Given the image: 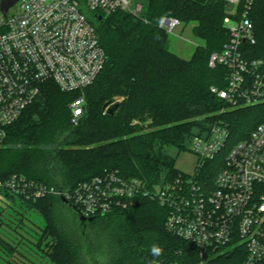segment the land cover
Instances as JSON below:
<instances>
[{"label":"trees","instance_id":"obj_1","mask_svg":"<svg viewBox=\"0 0 264 264\" xmlns=\"http://www.w3.org/2000/svg\"><path fill=\"white\" fill-rule=\"evenodd\" d=\"M227 9L223 1L149 0L139 18L122 10L109 16L86 11L108 60L85 92L84 116L77 125L71 121L69 104L79 92L63 93L55 83H46L0 143V179L19 174L48 186L73 189L105 172H118L123 179H138L151 187L182 173L171 150L191 152L193 140L208 137L215 124L228 126L230 145L248 139L264 120V104L233 108L212 93L214 87L227 88L228 69L209 66L211 55L222 52L231 41ZM164 18L195 24L193 34L202 45L190 60L170 51V36L159 28ZM250 19L256 44L244 46L245 56L264 61V0H256ZM9 199V208L21 201L39 213L45 227L37 240H20L7 233L17 228L11 227L8 206L1 207L0 259L6 258L5 264H34L32 256L39 253L52 264L201 261L194 245L166 231L167 210L149 199L128 210L81 221L80 227H89L87 235L61 227L55 214L57 204L64 203L60 199ZM153 245L162 248L161 255H152ZM25 246L37 254L24 252Z\"/></svg>","mask_w":264,"mask_h":264},{"label":"built area","instance_id":"obj_2","mask_svg":"<svg viewBox=\"0 0 264 264\" xmlns=\"http://www.w3.org/2000/svg\"><path fill=\"white\" fill-rule=\"evenodd\" d=\"M4 1L0 0V143L49 82L63 93H80L69 104L71 121L77 125L85 114V92L108 60L86 11L109 16L122 10L139 18L146 8L139 4L132 10L128 0H18L5 11ZM211 1L231 8L225 19L231 41L209 62L212 69H228L227 88L214 87L212 93L233 108L263 105L264 61L248 60L244 52L245 45L256 44L250 19L256 0ZM181 25L178 19L164 18L159 28L170 35ZM191 152L198 158L195 174L181 173L151 187L138 179H123L118 172H105L73 189L14 174L0 179V208L10 204L9 196L35 202L52 197L93 219L149 199L167 210L166 231L199 250V264H264V120L235 145H230L228 126L215 124L208 137L193 140Z\"/></svg>","mask_w":264,"mask_h":264},{"label":"rangeland","instance_id":"obj_3","mask_svg":"<svg viewBox=\"0 0 264 264\" xmlns=\"http://www.w3.org/2000/svg\"><path fill=\"white\" fill-rule=\"evenodd\" d=\"M128 1L130 2L132 10H135L137 5L139 4L143 5L145 8L149 4V0H128ZM227 8H228L227 11L230 15L231 8H229L228 6ZM194 26L195 24H190V25L182 24L181 27L176 29L174 34L169 35L170 51L185 60H190L197 47L202 45V42L198 40L193 34ZM116 100L121 101V98H116ZM171 155L176 158V168L178 169V171L189 175L195 174L198 164V158L193 152L183 151L179 154L177 149H173L171 150ZM63 202L64 203H58L55 208V214L61 227L64 230L70 231L71 233L74 234L77 233H82L85 235L89 234L90 232L89 227L87 226L83 228L80 227L81 224L80 215H75L72 209L69 207V205H67L65 201ZM7 206L8 209L6 213L11 215L13 220L11 227H13V229L17 228L15 231L13 230L12 233H11L12 228H9V230H7V233L9 232L8 234L10 235L15 234L16 237L19 238L20 240L23 237H27L31 241L37 240V238L42 234L43 228L45 227V222L42 216L37 212L28 210L21 203V201H17L12 208H9V204ZM18 211L23 215H20ZM18 225H22V226L20 227ZM30 247L33 248V245H30ZM23 249L24 252H28V253L31 252L37 254L36 252H33L32 249L27 248V246H25ZM32 258L34 259L33 260L34 264H52L49 261V259H47L42 253H39L36 256H32ZM5 259L6 258H3L2 256L0 259V264H5L6 262ZM25 264L28 263L25 262Z\"/></svg>","mask_w":264,"mask_h":264},{"label":"water","instance_id":"obj_4","mask_svg":"<svg viewBox=\"0 0 264 264\" xmlns=\"http://www.w3.org/2000/svg\"><path fill=\"white\" fill-rule=\"evenodd\" d=\"M17 1L18 0H5L4 1V5H3L4 6V10L8 11V9L11 8ZM98 19L101 20V18H98ZM78 215H80V214H78ZM80 219H81V221H84V222L92 220V219H87V218H85V217H83L81 215H80ZM204 260H207V256L206 255H204Z\"/></svg>","mask_w":264,"mask_h":264},{"label":"clouds","instance_id":"obj_5","mask_svg":"<svg viewBox=\"0 0 264 264\" xmlns=\"http://www.w3.org/2000/svg\"><path fill=\"white\" fill-rule=\"evenodd\" d=\"M151 253H152L153 256H159L162 253V248H160L157 245H153L151 247Z\"/></svg>","mask_w":264,"mask_h":264}]
</instances>
